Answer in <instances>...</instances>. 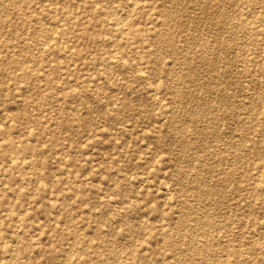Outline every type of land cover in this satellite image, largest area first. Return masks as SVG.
Returning <instances> with one entry per match:
<instances>
[{
  "label": "rangeland",
  "instance_id": "obj_1",
  "mask_svg": "<svg viewBox=\"0 0 264 264\" xmlns=\"http://www.w3.org/2000/svg\"><path fill=\"white\" fill-rule=\"evenodd\" d=\"M0 264H264V0H0Z\"/></svg>",
  "mask_w": 264,
  "mask_h": 264
},
{
  "label": "bare ground",
  "instance_id": "obj_2",
  "mask_svg": "<svg viewBox=\"0 0 264 264\" xmlns=\"http://www.w3.org/2000/svg\"><path fill=\"white\" fill-rule=\"evenodd\" d=\"M132 13V12H131ZM178 16V15H177ZM114 19V18H113ZM117 21H119V20H117ZM120 24V23H119ZM167 39V38H166ZM197 46V45H196ZM109 64V63H108ZM179 98V97H178Z\"/></svg>",
  "mask_w": 264,
  "mask_h": 264
}]
</instances>
